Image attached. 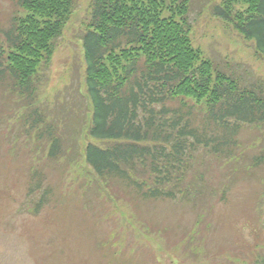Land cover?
I'll list each match as a JSON object with an SVG mask.
<instances>
[{
    "label": "trees",
    "instance_id": "16d2710c",
    "mask_svg": "<svg viewBox=\"0 0 264 264\" xmlns=\"http://www.w3.org/2000/svg\"><path fill=\"white\" fill-rule=\"evenodd\" d=\"M13 1L22 14L3 31L0 89L26 109L16 114L11 105L8 116H17L21 133L38 140L48 159L82 156L106 188L121 181L145 198L194 201L202 191L199 152L229 157L243 125L264 124L262 83L245 84L194 46L192 0H94L82 37L86 115L43 114L37 87L75 0ZM214 11L264 56V0H221ZM55 115L56 126L49 121ZM68 119L66 137L61 131L68 127H61ZM261 162L264 153L255 158ZM40 177L35 172L29 187L41 192L36 213L51 194ZM247 264H264L263 253Z\"/></svg>",
    "mask_w": 264,
    "mask_h": 264
},
{
    "label": "rangeland",
    "instance_id": "374dc122",
    "mask_svg": "<svg viewBox=\"0 0 264 264\" xmlns=\"http://www.w3.org/2000/svg\"><path fill=\"white\" fill-rule=\"evenodd\" d=\"M220 1L192 0L194 46L245 84L264 86V56L215 17ZM92 2L75 1L50 73L38 84L43 114L86 115L81 37ZM18 10L13 0H0V41ZM8 96L0 89V264H247L264 255V162L255 164L264 153V125L245 124L229 157L199 152L196 180L208 195L155 200L121 181L106 188L82 156L48 159L38 140L21 133L17 116L9 118L13 107L16 114L26 108ZM68 120L59 125L68 127L63 135L72 130ZM35 172L51 188L38 213L41 192H29Z\"/></svg>",
    "mask_w": 264,
    "mask_h": 264
}]
</instances>
